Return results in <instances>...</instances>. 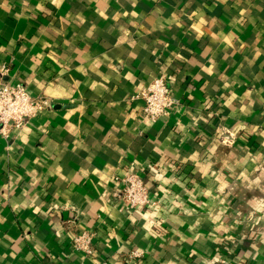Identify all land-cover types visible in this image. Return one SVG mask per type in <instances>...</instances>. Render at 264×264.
Masks as SVG:
<instances>
[{
  "label": "crops",
  "instance_id": "0c3cea01",
  "mask_svg": "<svg viewBox=\"0 0 264 264\" xmlns=\"http://www.w3.org/2000/svg\"><path fill=\"white\" fill-rule=\"evenodd\" d=\"M1 81L52 106L0 137V264H264V0H0ZM130 173L157 207L122 209Z\"/></svg>",
  "mask_w": 264,
  "mask_h": 264
},
{
  "label": "built area",
  "instance_id": "2783aa9c",
  "mask_svg": "<svg viewBox=\"0 0 264 264\" xmlns=\"http://www.w3.org/2000/svg\"><path fill=\"white\" fill-rule=\"evenodd\" d=\"M130 101L142 103V117L153 123L169 118L178 113L182 106L175 96L171 84L163 75L155 78L147 87L133 95ZM52 106L51 101L43 97H32L21 83L0 82V137L6 141L14 138L25 127ZM115 195L119 198L122 209L143 211L155 208L159 202L148 190L145 179L140 173H130L124 177H115ZM96 233L85 229L73 237L74 251L85 259L95 256ZM143 252L133 251L131 260H139Z\"/></svg>",
  "mask_w": 264,
  "mask_h": 264
}]
</instances>
